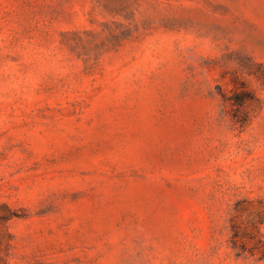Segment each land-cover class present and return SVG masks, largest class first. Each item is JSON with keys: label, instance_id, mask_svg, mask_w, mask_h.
I'll return each mask as SVG.
<instances>
[{"label": "rangeland", "instance_id": "rangeland-1", "mask_svg": "<svg viewBox=\"0 0 264 264\" xmlns=\"http://www.w3.org/2000/svg\"><path fill=\"white\" fill-rule=\"evenodd\" d=\"M0 264H264V0H0Z\"/></svg>", "mask_w": 264, "mask_h": 264}]
</instances>
